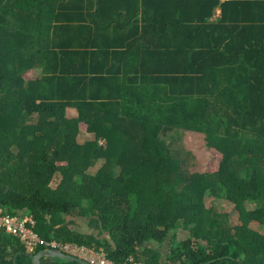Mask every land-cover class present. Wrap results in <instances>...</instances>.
I'll use <instances>...</instances> for the list:
<instances>
[{
    "label": "trees",
    "instance_id": "obj_1",
    "mask_svg": "<svg viewBox=\"0 0 264 264\" xmlns=\"http://www.w3.org/2000/svg\"><path fill=\"white\" fill-rule=\"evenodd\" d=\"M0 207L114 264H264V0H0Z\"/></svg>",
    "mask_w": 264,
    "mask_h": 264
},
{
    "label": "built area",
    "instance_id": "obj_2",
    "mask_svg": "<svg viewBox=\"0 0 264 264\" xmlns=\"http://www.w3.org/2000/svg\"><path fill=\"white\" fill-rule=\"evenodd\" d=\"M35 225L32 217H23L20 214L10 216L0 207V230L18 238L28 253H34L37 248H45L46 250L63 252L89 264H114L103 250L96 251L74 243L46 240L35 231Z\"/></svg>",
    "mask_w": 264,
    "mask_h": 264
},
{
    "label": "rangeland",
    "instance_id": "obj_3",
    "mask_svg": "<svg viewBox=\"0 0 264 264\" xmlns=\"http://www.w3.org/2000/svg\"><path fill=\"white\" fill-rule=\"evenodd\" d=\"M38 74H39L38 72L33 71L29 73L28 76L34 77ZM70 115L74 116L75 112L71 111ZM96 137H97L96 134L86 133L83 131L78 136L77 141L79 144H83L87 141H94ZM166 139H167V143L169 144V147L174 152L181 154L183 157L187 156L188 153H192L198 163L197 165L200 171H204L208 167V165L212 163L213 154L206 146L204 137L201 134L176 132V133H169ZM102 164H103L102 162L98 163V166L96 167V169L93 170V172L97 171L102 166ZM60 180H61V176L57 175L55 177V180L52 186L56 188L59 185ZM205 202L208 206H216L217 208L221 210L229 209V206L227 205V203H225L221 199L214 198L209 193L206 194ZM78 221H79L78 222L79 225H76V226L80 228H78L77 230L85 231L82 228L83 223H81L80 220ZM84 225L89 227L87 222H85ZM66 243H70V242H66ZM167 251H168V248H165V252Z\"/></svg>",
    "mask_w": 264,
    "mask_h": 264
},
{
    "label": "water",
    "instance_id": "obj_4",
    "mask_svg": "<svg viewBox=\"0 0 264 264\" xmlns=\"http://www.w3.org/2000/svg\"><path fill=\"white\" fill-rule=\"evenodd\" d=\"M43 257H54V258H60L71 262H78L80 264H89L86 261L79 260L75 257L69 256L63 252L56 251V250H44L39 252L34 258V264H41V260Z\"/></svg>",
    "mask_w": 264,
    "mask_h": 264
},
{
    "label": "crops",
    "instance_id": "obj_5",
    "mask_svg": "<svg viewBox=\"0 0 264 264\" xmlns=\"http://www.w3.org/2000/svg\"><path fill=\"white\" fill-rule=\"evenodd\" d=\"M23 217L24 216H29V217H31L30 215H27L26 213H22L21 214ZM78 220H80L81 221V223H83V229L85 230V231H80V230H77L78 228H80V227H77L76 225H79L78 224ZM76 221V225L74 224L73 226H71V228L73 229V230H75V231H78V232H82V233H85V234H89V233H91V232H94V234L97 236V235H99V232L98 231H96V230H94V229H90L89 227H87L86 225H84L85 224V222H87L88 223V220H85V219H77V220H75ZM89 225V224H88ZM76 228V229H75ZM106 237H108V235H105Z\"/></svg>",
    "mask_w": 264,
    "mask_h": 264
}]
</instances>
